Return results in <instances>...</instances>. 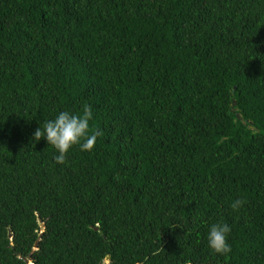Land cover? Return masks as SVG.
Segmentation results:
<instances>
[{
	"label": "trees",
	"instance_id": "trees-1",
	"mask_svg": "<svg viewBox=\"0 0 264 264\" xmlns=\"http://www.w3.org/2000/svg\"><path fill=\"white\" fill-rule=\"evenodd\" d=\"M0 264H264V0H0Z\"/></svg>",
	"mask_w": 264,
	"mask_h": 264
},
{
	"label": "clouds",
	"instance_id": "clouds-1",
	"mask_svg": "<svg viewBox=\"0 0 264 264\" xmlns=\"http://www.w3.org/2000/svg\"><path fill=\"white\" fill-rule=\"evenodd\" d=\"M93 119L91 105L85 104L79 114L68 111L59 112L54 119L46 121L43 129L38 127L33 133V140L44 138L57 152L53 157L57 164H67V156L74 146L81 151H91L95 147L97 138L104 135L98 127L90 124ZM243 197L235 199L230 207L233 211H239L245 204ZM231 227L227 223L216 222L209 226L207 244L213 253L227 255L231 252L228 236ZM107 261V260H105Z\"/></svg>",
	"mask_w": 264,
	"mask_h": 264
},
{
	"label": "water",
	"instance_id": "water-1",
	"mask_svg": "<svg viewBox=\"0 0 264 264\" xmlns=\"http://www.w3.org/2000/svg\"><path fill=\"white\" fill-rule=\"evenodd\" d=\"M234 101L235 100H232V103H234ZM236 115H238V114L236 113ZM39 225L42 226L43 225L42 222H39ZM35 245H36V242L34 241L33 246H35ZM107 258H108V255H105L104 259L107 260ZM23 259H24V261H27V258H23Z\"/></svg>",
	"mask_w": 264,
	"mask_h": 264
}]
</instances>
